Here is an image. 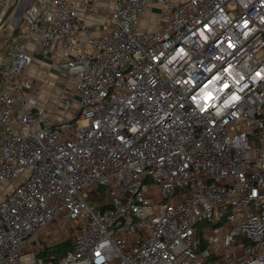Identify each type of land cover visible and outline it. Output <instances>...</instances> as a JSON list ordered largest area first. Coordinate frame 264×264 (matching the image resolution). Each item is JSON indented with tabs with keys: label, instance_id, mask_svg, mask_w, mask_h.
<instances>
[{
	"label": "built area",
	"instance_id": "obj_1",
	"mask_svg": "<svg viewBox=\"0 0 264 264\" xmlns=\"http://www.w3.org/2000/svg\"><path fill=\"white\" fill-rule=\"evenodd\" d=\"M80 4L18 0L10 15L0 264H206L237 240L239 264H264V0H115L98 32ZM152 4L170 17L144 31ZM37 36L79 94L55 126L19 97ZM67 236L64 256L44 255Z\"/></svg>",
	"mask_w": 264,
	"mask_h": 264
},
{
	"label": "crops",
	"instance_id": "obj_2",
	"mask_svg": "<svg viewBox=\"0 0 264 264\" xmlns=\"http://www.w3.org/2000/svg\"><path fill=\"white\" fill-rule=\"evenodd\" d=\"M115 10V0H81L78 8L80 18L91 28L98 32L110 12ZM170 14L158 5H150L141 16V29L152 31L160 29L169 19ZM19 39L15 35L12 44ZM28 50L33 55V63L24 75L27 82L24 91L19 97L35 99L39 106L47 113L49 120L46 125L55 126L63 121L73 120L80 109L79 94L73 78L61 67L60 55L46 56L40 52L41 42L39 37L27 41ZM10 58V56H9ZM6 59L4 64H7ZM70 98L72 104L65 107L62 98ZM74 103V104H73ZM36 128L43 127V123L34 122ZM202 226L198 229L197 237L200 240V250L208 247L207 236L213 232L207 231ZM207 233V234H206ZM243 240H237L230 248L214 246L211 249L206 264H239Z\"/></svg>",
	"mask_w": 264,
	"mask_h": 264
},
{
	"label": "rangeland",
	"instance_id": "obj_3",
	"mask_svg": "<svg viewBox=\"0 0 264 264\" xmlns=\"http://www.w3.org/2000/svg\"><path fill=\"white\" fill-rule=\"evenodd\" d=\"M15 0H11V4L12 5L14 3ZM12 21V16H10L6 23H5V27L3 28V30L0 32V65H4V61L9 58V39L12 35L11 30L9 29V25ZM72 104V103H71ZM74 104V103H73ZM100 192L103 191V188L99 189ZM56 234V231L54 232V235ZM51 241H54L53 239ZM62 243V247L68 246V248H72V236H67L65 239H63L61 241ZM44 245L47 247V244L44 243ZM51 245L54 246V243L52 242Z\"/></svg>",
	"mask_w": 264,
	"mask_h": 264
},
{
	"label": "trees",
	"instance_id": "obj_4",
	"mask_svg": "<svg viewBox=\"0 0 264 264\" xmlns=\"http://www.w3.org/2000/svg\"><path fill=\"white\" fill-rule=\"evenodd\" d=\"M15 35H17V31H14V32H12V35H11V37H10V39H9V56L11 55V48H12V39H13V37L15 36ZM2 66H4V65H0V69L2 68ZM62 245V243H59L57 246H55L54 248H53V250H48V251H46L45 252V256H47V255H50L51 253H53L54 255H56V258L57 259H59V258H61L62 256H64L65 255V253L68 251V250H70V248H68V246H65V247H62L61 246ZM56 260V259H55Z\"/></svg>",
	"mask_w": 264,
	"mask_h": 264
},
{
	"label": "water",
	"instance_id": "obj_5",
	"mask_svg": "<svg viewBox=\"0 0 264 264\" xmlns=\"http://www.w3.org/2000/svg\"><path fill=\"white\" fill-rule=\"evenodd\" d=\"M17 1L18 0H15L14 3L12 5H10V7L7 9V11L5 12V14L3 15V18H2V20L0 22V32L5 27L4 25H5L6 21H7V19L13 13Z\"/></svg>",
	"mask_w": 264,
	"mask_h": 264
}]
</instances>
